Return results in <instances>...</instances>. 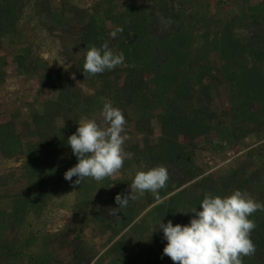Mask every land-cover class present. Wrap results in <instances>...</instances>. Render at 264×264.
<instances>
[{
  "label": "trees",
  "instance_id": "16d2710c",
  "mask_svg": "<svg viewBox=\"0 0 264 264\" xmlns=\"http://www.w3.org/2000/svg\"><path fill=\"white\" fill-rule=\"evenodd\" d=\"M170 1L177 5L174 17L168 11ZM19 2L20 0H0V41L8 39L7 43L14 49V59L20 70L25 67L26 62L27 65L31 63L38 68L46 67L43 69L44 75L39 76L40 82L52 87L57 95L43 102L39 108L30 106L28 113L18 112L9 120L0 123V155L6 159L19 156L23 158L20 167L3 175L7 180L6 197L10 198V194L20 190L15 198L11 199L13 203L10 202L17 208L18 214L28 217L26 220L29 223L28 229L25 239H22L21 248L42 242L43 252L40 249L37 256H28L22 252L15 253V256L23 255L30 261L34 259L37 264H57L60 258V248L53 245L55 234L46 233L45 229L33 231V226L37 225L29 219L33 212L37 214L47 206V199L55 191V186L65 180L64 173L78 163L77 157L73 155L67 143L68 137L76 132L78 122L84 120L87 114L83 108L78 84L90 87L94 92L90 95V112H97L102 108L103 104L98 105V100L110 101L116 106L119 103L111 100V94L115 96L128 94L130 102L120 101L122 112L123 106L135 104L138 118H142L144 122H148L151 117V114L147 116V112L154 104L152 95L163 100L164 96L169 97L168 103L162 107L167 110L161 113L163 118L160 121V142L154 146L145 144L143 150L152 154L149 156H154L156 161L150 159L152 157H141L146 164L142 168L148 170L149 165L155 167L163 165L168 169L170 179L166 187L160 189L158 193H144V197L141 198L143 203L145 201L143 208L128 204L120 209L117 215H114L111 209L118 207L115 197L117 194H127L124 186L130 191V184L123 178L120 179L121 185L118 182L114 183L116 191L111 193L112 198L103 196L101 199L104 203L103 208L99 209L100 211L94 207L91 209V216L96 218L95 220L100 217L103 219L101 225H108L113 229L112 235L108 233L110 242L126 229L127 222L131 225L146 210V214L141 217L143 221L166 214V219L171 217L169 220L174 225L188 224L195 215L191 213L192 209L200 210L199 205L205 193L224 197L234 190H241L249 193L256 201L264 203V178L257 177L260 175L255 172L251 175L255 181L245 176L252 173L250 170L253 167H250V164L257 165L260 172L264 168L259 161L264 145L251 149L249 158L241 162H236L239 160L237 159L235 166H231L238 181L237 185L227 182L226 185L232 186L230 191L222 190L220 193L216 184L203 187L210 176L204 177L194 186L187 187L186 185L196 178V173L189 174L182 166L174 168L180 158L184 162L189 160L188 145L180 141L181 136L188 137L189 145L193 146L195 134L209 127L218 133L220 141L223 140L221 149H226L233 140L236 145L241 144L237 138L234 139L239 119L245 122L246 126H255L258 121L259 125L264 124L263 4L241 14L233 13L223 30L217 32L193 20V12H187L179 0H146L145 5L129 0L123 8L118 6L117 0H94L90 4H84L83 0L81 4L78 0H62L60 15L56 11L59 7L53 0H25L26 5ZM26 9L30 10V14L24 15L28 13L23 12ZM196 10L197 8L194 9ZM27 18L31 23L25 33L20 24ZM186 20L189 28L185 26ZM262 20L263 28L257 30L256 24ZM161 24H164L165 29L160 28ZM109 25L115 28L122 27L123 33H118L112 38L109 34L115 28H110ZM239 31L252 35L245 39V35H239ZM41 34H44L45 39H55L61 44L60 60L53 62L60 61L61 65L52 63L50 67L47 61L34 52L36 48L42 46L35 42ZM210 35H213L212 39ZM218 39L220 41L223 39V48L214 45ZM209 40L212 42L209 43ZM105 41L115 53L123 52L124 62L114 70L85 77L83 74L85 51L91 46L100 47ZM210 44L213 45L209 47ZM211 51H214L216 57L209 56ZM0 59H3L0 62L2 84L6 76L4 71L6 64L4 57L0 56ZM68 64L71 67L66 73L64 67ZM125 72L128 75L123 82H117ZM73 73L75 80L71 78ZM204 79H208V82L204 83ZM220 88L226 90L228 104L224 105L225 112L215 109L212 103L217 99ZM203 97L206 100L201 102L200 98ZM252 103L258 108H252ZM253 115H257V119H253L254 125L250 124L251 120L248 122L249 117ZM31 124L37 133L36 142L23 140L29 134L28 129L33 127ZM249 132L250 130L245 129V136ZM255 153L257 159L253 158ZM75 179L76 177L72 178ZM93 180L86 178L84 183L79 185V189L86 191L89 181ZM104 180L113 182L109 177ZM221 187L225 185L222 184ZM126 208L128 211L122 213ZM21 216L17 213L16 216L9 215L16 223L21 222ZM183 216L186 218L183 219ZM249 219L255 222L258 229L264 228V211L255 212ZM141 225L139 221L134 223L127 233L134 234ZM118 227L119 231L115 232ZM256 233L252 231L250 238L255 247H258L259 244H264V240L259 241ZM75 240L81 241L82 238L76 236ZM150 240L153 244H150ZM131 241L129 239L128 242L119 245L102 264H149L151 260L156 263L159 261L161 264L165 260L162 256H166L163 255V249L167 241L163 238L162 230L154 231L149 240L140 243L139 246ZM69 249L72 264H88L98 256L91 250L92 248ZM141 257L145 260H141ZM242 259L243 264L256 263L254 255Z\"/></svg>",
  "mask_w": 264,
  "mask_h": 264
},
{
  "label": "rangeland",
  "instance_id": "374dc122",
  "mask_svg": "<svg viewBox=\"0 0 264 264\" xmlns=\"http://www.w3.org/2000/svg\"><path fill=\"white\" fill-rule=\"evenodd\" d=\"M24 1L25 0H20L19 3L23 4ZM53 1L57 5V7H59L56 9V11L57 14L60 15V6L62 4V0ZM78 1L79 4L82 3V0ZM93 1L94 0H83V3L90 4ZM117 1L118 6H121V8H123L129 2V0ZM135 1L140 5L146 4V0ZM179 1L181 2V5L187 10V12H193V20L195 19L198 23L200 22L204 24L205 27H209L212 31L217 32L223 30V27L227 25L230 17L234 15L233 13L241 14L242 12L250 11L255 6L262 4L264 5V0ZM169 3L170 7L168 11L170 15L174 17L177 13V5L173 1H170ZM24 5L26 4L24 3ZM196 8L197 10L194 11V9ZM23 12H28L24 15L30 14L29 9H26V11L24 10ZM191 17L192 15L189 16V19ZM30 23L31 21L28 20V18L26 20H22V24L20 25H22L25 33H27L28 31ZM186 24L187 20L185 26H188L189 28V25ZM109 26L110 28H115L114 26ZM160 28L165 29L164 24H161ZM256 28L257 30L258 28H263V20L259 21L256 24ZM238 33L242 36L245 35V39H248L252 35L247 34L246 32L244 33L243 31H239ZM39 36L40 38H36L35 42L42 46H40V48H36L34 52L37 53L41 59L47 61L50 67H52V65L55 63L61 65L60 61L53 63L55 60H60L59 51L61 44L59 43V41L55 39H45L44 34H41ZM212 38L213 35H210V39ZM222 41L223 39L221 41L218 39V41L214 45L216 47L223 48L224 42ZM7 42L8 39H3L2 41H0V56L4 57V63L6 64L4 67V71L6 73L5 80L2 84H0V123L9 120L14 114H17L18 112H23V114L28 113L27 111H29L30 106L39 108V106L43 102L51 100L57 95L52 87L43 85V83L40 82L41 79H39V76L42 77V75H44L45 72L43 69L46 67L38 68L36 66H33L31 63L30 65H27L26 62L25 67L20 70L18 64L14 59V49L9 47ZM211 42L212 41L209 40V43ZM212 45L210 44L209 47H211ZM213 52L214 51H211L209 56H215ZM218 54L220 53L218 52ZM1 61H3V59H0V62ZM67 72L68 71L66 70V73ZM127 75L128 73H123L122 78H120L119 81L117 80V82L122 83ZM203 82L207 83L208 79H204ZM108 86L113 87L112 85ZM78 89L80 92V98H82L83 108L87 113L84 120L96 119L97 122L100 123V113L103 109V106L100 110H97V112H90V95L94 93L93 90L83 84H78ZM111 95V100L117 101L119 103L116 106L113 105V107L119 109H121L122 107L121 102L124 103L125 100L128 102L131 101L130 99H128V94L127 96H115V94ZM226 96V90L220 88V93L218 94L217 99H214V101L212 102L213 107L217 110L221 109L225 112V110H223L226 108L224 107V105L226 106L228 104ZM152 100L154 101V104L151 106V109H148L147 112V116L151 114L148 122H144L142 118H138V110L135 104L126 103L127 105L123 106V114L127 121L125 130L128 136V139L124 144V149L127 152L133 153V157L132 159H126L123 168L114 176L109 177L113 180V182H107L106 180H102L100 182H97L95 180L89 181L90 183L87 186V190L81 191L79 189V185L73 187L72 182L64 180L60 184L55 186V191L49 195V198L47 199V206L43 210H41L37 214H35L34 212L32 214L31 212L32 216L29 220H33V224L37 225L33 226V231L37 232V229H45L46 233L55 234L56 238L53 245L54 247L60 248V258L57 264L63 263V261H65L66 264H72L69 259L71 258L69 248H75L77 250L92 248L91 250L98 254V256L92 259L88 264H102L103 261L108 260V257H110L109 255L114 253L119 245L128 242L129 239H131V242H134V244H136L137 246H139L140 243H145L153 234V230L158 225L160 220L163 223H167L171 218L169 217L167 220V216L166 214H164L161 215V217H159L160 215L154 216V218L152 219L143 221L141 217L146 214V210L138 218H136L131 225H129L130 223L127 222L126 225L128 226L126 227V229L118 233L115 240L110 242L111 238L110 236H108V233H110V235H112L113 233V229L111 228V226H103L101 225L103 223L102 218L99 217L97 218V220H95L96 218H93L91 216L92 207L96 208L97 211H100L99 209L103 208L104 203L103 200H101L103 196L105 198H112L111 193L116 191L114 183L118 182L119 185H121L120 179L123 178L125 179V182L127 184H131L136 173L138 171L145 170L144 168H142L146 165L143 158L152 157L149 156L152 154L145 153L146 150L143 151L145 144L154 146L160 142V121L163 118L161 113H163L164 110H167L166 108L162 107L168 103L169 97L164 96L163 100V98L161 99L158 96L152 95ZM205 100L206 99L204 97L200 98L201 102ZM104 102H106V100L101 102L100 100H98L97 104L99 105V103H102L104 105ZM251 106L252 108H258L255 103H252ZM256 109L255 111H257ZM253 119H257V115L249 117L248 122H250L251 120L250 124L252 125L255 124ZM258 119H260V115ZM259 124L260 123L258 121L257 125L255 126H246L245 122L239 119L237 122L238 130L235 132L234 139L237 138V140L241 144L236 145L235 141L233 140V142L229 143L226 149H221L223 140L220 141L218 133H215V131H212L209 127L203 128L202 130H200L199 134H195L193 146L189 145L188 137L181 136L180 141L185 145H188L187 150L189 151V153L187 154V157H189V160L188 162H184V160L180 158L174 168H177L178 166L181 168L182 166L185 168L186 172H189V174L194 175L196 173V178L186 186H194V184L196 185L198 181H202L204 177L210 176V179L204 183L203 187H205L206 185L210 186L212 184H216L220 193H222V190L230 191L232 186L230 187L229 185H226L227 182L235 183L237 185L238 181V177L234 174V171L231 170V166H235L236 162H241L243 161V159L249 158V152L251 149L264 145V124ZM245 129L250 130L249 134L246 136ZM28 133V136L23 140L26 142H36L38 137L37 133L34 131V126L28 129ZM245 144H247V146H245ZM261 154L262 155L261 157H259V161L262 162L264 167V151ZM141 156H143V158ZM253 158H258L257 153H255V156ZM22 159L23 158H21V156L14 157L13 159H6L0 155V264H37L34 259H31V262L23 255L15 256V253L22 252L23 254L28 256H37L42 247V242L40 241V243L38 242L33 246L28 245L24 249L21 248L23 246L22 239H25L26 229H28L29 223H27L28 221H26L28 217H23L18 214L17 208L12 204L13 202L11 201V199L13 200V198H15V195L20 192V190L14 192L13 194H10V198L6 197V194L8 193L6 192L5 188L7 185V180L5 179V177H3V175L14 168L20 167V165L22 164ZM150 159L156 161L154 156ZM237 159L239 160L236 161ZM152 167H155V165H149L148 169ZM250 167H253L250 170L252 173H247L245 175L247 178L251 177L252 179L253 176L251 175H253L254 172L257 175H260L257 177L262 176L264 178V168H262L260 172V169L257 165L250 164ZM72 181L74 182L75 180ZM252 181L255 180L252 179ZM222 184L225 185V187H221ZM124 187L125 190L130 194L128 187ZM142 197H144V195L136 200H130L128 204L137 206L139 205V208H143L145 206V201L143 203L141 199ZM126 211H128V208L123 209L122 213ZM16 213L17 215L22 217L21 222L17 221L18 224L9 217V215L16 216ZM128 218H130V216ZM185 218L186 216H183V219ZM138 221L139 224H142L141 227L138 228L136 232L134 231V234H132L133 232L127 233L129 228ZM119 229V227L116 228L115 232L119 231ZM263 230L264 228L258 229V227H256L253 231L254 233L258 232L256 233V235L259 241L264 240L260 238H264ZM76 236H80L82 240H75ZM114 244L117 245L115 247H112ZM150 244H153L152 240H150ZM41 252H43L42 249ZM143 256H145V253L143 254ZM164 258L165 260L162 261L161 264H173V261L169 257L162 256V259ZM142 259L143 257H141V260ZM254 259L256 262L254 264H264V244H259V246L256 247ZM144 260L145 259H143V261ZM158 262L159 261H157L156 263L154 262V260H151L149 264H159Z\"/></svg>",
  "mask_w": 264,
  "mask_h": 264
},
{
  "label": "clouds",
  "instance_id": "9594fccd",
  "mask_svg": "<svg viewBox=\"0 0 264 264\" xmlns=\"http://www.w3.org/2000/svg\"><path fill=\"white\" fill-rule=\"evenodd\" d=\"M118 33H123L122 27H116L109 35L115 38ZM124 59L123 52L115 53L107 41L100 47L91 46L84 54L83 74L87 77L114 70ZM69 67L70 64L64 68ZM71 78L75 80L74 73ZM100 116V123L96 119L79 121L76 132L68 137L67 143L78 163L64 173V179L72 182L73 187L84 183L86 178L100 182L112 177L123 168L126 159L133 157V153L124 149L128 136L122 110L108 101ZM73 177H76L74 182ZM169 179L168 169L163 165L138 171L130 184V194L116 195L118 207L111 208L113 214L117 215L130 200L138 199L145 192L158 193ZM157 200L159 202L158 196ZM199 209H192L194 218L186 225L160 220L153 230L163 231L167 241L163 255L173 264H243V257L255 254L250 234L256 224L249 217L264 211V203L256 201L246 191L234 190L224 197L205 193Z\"/></svg>",
  "mask_w": 264,
  "mask_h": 264
}]
</instances>
